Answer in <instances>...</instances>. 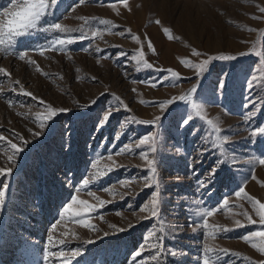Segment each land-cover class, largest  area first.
I'll return each mask as SVG.
<instances>
[{"label": "rangeland", "instance_id": "374dc122", "mask_svg": "<svg viewBox=\"0 0 264 264\" xmlns=\"http://www.w3.org/2000/svg\"><path fill=\"white\" fill-rule=\"evenodd\" d=\"M15 2L23 6L27 0ZM5 7H10V0H0V13ZM262 7L264 0H127L126 5L125 0H59L37 28L11 41L5 36V44L0 45V190L5 191L0 264H45L47 233L72 197L93 206L84 212L93 227H84L77 215L83 205H74L64 214L53 235L65 243L55 245L53 251L70 256L81 248V255L66 264H132L136 252H140L136 264H203L205 244L213 250L210 264H264V239H242L264 231L259 215L264 211L260 208L264 164L259 162L264 157V137L252 135L264 127ZM7 19L0 15L5 31ZM105 20L107 24L102 23ZM53 23L67 31L51 30ZM57 39L73 43L61 50L52 44ZM22 52L27 53L23 61ZM218 55H234L237 60L214 61L206 67V79L198 77V68L184 63L199 65ZM220 67L226 72L236 70L227 92L214 95ZM172 72L180 79H174ZM197 83L203 91L192 93L190 101L176 99L167 106L174 115L177 111L193 115L188 127L196 135L183 129L177 133L172 117L158 102L188 95ZM192 103L201 104L203 118L195 116ZM45 105L64 111L49 119ZM110 107L114 111L107 124L95 127V117ZM80 112L87 116L75 119L85 122L73 129V113ZM249 112L254 115L246 120ZM132 116L137 120L161 117L164 127L156 137V154L147 145H135L144 135L157 132V125L131 123L127 118ZM41 119L48 125L61 121L70 131L61 139L47 127L41 129ZM207 119L222 129L215 148ZM37 131L42 133L39 137L33 135ZM21 136L28 148L23 147ZM65 141L70 150H62ZM12 144L20 149L14 163ZM177 147L189 158L208 148L196 171L206 173L219 158L235 174V182L217 184L210 196H201L192 170L176 155ZM121 148L124 151L118 155ZM141 151L149 159L158 158V179L163 181L158 218L139 211L155 187H144L143 177L151 173ZM177 176L182 177L179 182ZM240 187L244 193L237 197ZM125 193L130 194L121 199ZM207 210L213 215L205 217L209 228L204 229L197 213ZM237 220L243 227L236 226ZM192 227H197L196 233ZM156 244L163 246L162 253L157 254Z\"/></svg>", "mask_w": 264, "mask_h": 264}, {"label": "snow or ice", "instance_id": "6c2138e0", "mask_svg": "<svg viewBox=\"0 0 264 264\" xmlns=\"http://www.w3.org/2000/svg\"><path fill=\"white\" fill-rule=\"evenodd\" d=\"M59 0H27V2L21 6L19 3H16L15 0H10V7H5L3 13H0V15L8 17L7 19V31H5V25L0 22V45L5 44V39L4 37L7 36L8 40L11 41L14 37H21L26 35L30 30L37 28L38 24L44 18L48 10L52 7H54ZM82 2V0H80ZM127 3V0H125V5ZM261 12H264V7L260 8ZM102 23L107 24L108 21H102ZM159 23V21H157ZM50 29H45V31H49ZM51 30H59L61 32L67 31V29L63 28L60 23H53L51 25ZM168 29H165V32H167ZM123 35V33H121ZM83 39V37H81ZM73 40L68 39V40H62V39H57L52 42L53 45H60L61 50H63V47L66 44H72ZM140 57L143 56V53L139 54ZM196 55L199 56L201 55L200 52H196ZM241 55H244V53H241ZM27 56L26 52H22L19 55V59L21 61L25 60V57ZM134 60L137 61V63H141V60L137 56L132 57ZM237 60V57L234 55H218V56H209L206 60L202 62V64L199 65H191L190 61L185 60L184 63L188 64L190 67H196L199 69L198 77L202 79H206L207 77L204 75L206 67L208 65L213 64L214 61H235ZM144 66L147 68H152V65L144 62ZM236 69L235 67L232 68L231 72H226L224 67H220L218 72H217V82H216V87L213 89V94L215 95L217 92L223 91L224 93L227 92L228 90V85L231 83V75L232 72H234ZM213 71H217L216 68H213ZM172 77L176 80H179L180 78L177 76L175 72L171 73ZM223 77L224 79H221ZM164 79L167 80L168 76L165 75ZM253 80L256 79L255 76L252 77ZM17 84H19V81H16ZM198 89L200 91H203V87L201 84L197 83L194 84L190 90V93L188 95H181L178 98H173V99H167L164 100L163 102H158L159 106L162 110L167 112L168 116L172 117V123L175 125L177 133H181V130L188 131L191 135L195 136L196 131L189 128L188 126L193 120V115L191 113H181L179 111L175 112V115L173 114L172 111L167 109V106L173 105L175 100L178 99L180 101H190L192 99L191 94L192 93H197ZM21 91H23V85H21ZM28 95H31V93H28ZM117 99H119L117 97ZM95 103V101H93ZM85 108H87V105H84ZM125 107H127L125 105ZM192 109L195 112V116L197 117H202V106L199 103H192L191 104ZM45 111L47 112L48 118L51 119L52 117L56 116L58 112L64 111V109H58L56 107H52L51 105H45ZM114 109L113 108H107L103 110V112L99 113L95 117V127H104L107 122L109 121L110 116H112ZM115 111H119V109H115ZM106 113V114H105ZM254 113L249 112L245 119L246 120H251L253 117ZM77 116L79 117H85L87 116V113L85 112H80V113H73L72 116V125L73 129L78 123H83L85 121H78L75 119ZM89 119H92V117H88ZM165 118V116H164ZM203 118V117H202ZM127 120L131 123H136V124H155L157 125L158 131L157 132H152L150 135H144L142 138L138 140L136 143L137 148H142L143 146L147 145L150 149V152L153 154H156L158 152L157 148V139L156 137L160 135V129H162L164 126L162 125L161 122V117H156L155 120H148V119H140L137 120L136 117H128ZM207 125L210 127L211 131L208 133L209 136H215V140L212 142V147L215 148L217 146V142L221 140V127L219 126L218 123L214 122L212 119H207L206 120ZM39 127L41 129L48 128L49 133L53 135H59L61 139H63L65 136L68 135L69 129L64 127V123L58 120H54L51 125H48L43 119L40 120L39 122ZM257 133H259L260 136L264 137V127H259L257 131H254L252 133L253 136H256ZM42 133L40 131H37L33 133L35 137H39ZM115 139H119V136L114 137ZM19 139L23 142V147L28 148V141H25L24 138L21 136ZM224 140H227L228 137L224 136ZM70 140V137H69ZM12 149H14L13 157H10V159L13 160V163L15 162V157L19 155L20 149L17 148L15 144L11 145ZM32 147H36V145H33ZM67 147L70 150V143L68 141H65L64 144L61 145L62 150ZM31 151V148H29V152ZM124 151L123 148L119 150L117 153L118 155ZM129 151L131 149L129 148ZM208 152V148L201 149L197 152L195 157L189 158V156H186L184 152L181 151L179 147L176 148V155L181 156L184 158L185 165L192 170V175L194 176L195 179V187L197 193H199L201 196L204 195H211L213 188L216 187L217 184H221L224 186H227L228 183H234L236 180L235 174L226 166L225 163H223L219 158L211 165L206 173H201L196 171V166L202 164V161L205 157V153ZM67 154V153H65ZM27 155V153H25ZM140 157L147 160V168L148 172L151 173V175H145L143 177L144 181V187H149L154 185V191L152 193L151 199L148 203H145L140 209V212H145L147 211L150 213L151 217L153 218H158L160 215V206H161V184L163 183L162 180L158 179V170H157V164H158V158L157 156L153 155L152 158H148V155L144 152L141 151L139 153ZM190 155V154H189ZM111 158V157H109ZM259 162L261 164H264V157H261ZM92 168H96V164L92 163ZM9 172H11V169H8ZM108 171H111L109 169ZM0 172H3L2 169H0ZM203 176V178H201ZM177 182H179L182 177L177 176L175 177ZM84 185H88L89 181L84 180L83 181ZM123 184H127L128 181H121ZM3 188L6 190L8 188V185L4 184ZM202 190V191H201ZM244 193V188L240 187L239 191H236L235 195L237 197H240L241 194ZM130 193H125L121 194L120 198L124 199L125 195H129ZM52 195V193H50ZM103 203V202H101ZM201 201L197 200L196 204H200ZM83 205V209H81L77 215L81 222L84 224V227L86 228H91L93 225H91L86 219H84V212L91 209L93 206L87 204L83 200H77L76 197H72V203L68 204L67 207L63 208V211L59 213L60 220H58L56 223L51 225V230L48 231L47 233V244L45 245L44 248V260L45 264H48L50 260H58L59 264H66L67 261L71 260L72 258L76 256L81 255V248L77 247L69 256L66 254L63 250L61 251H53V247L57 244L63 245L65 241L63 239L61 240H55L53 233L55 232V229L57 227V224H59L63 219H64V214L68 213L74 205ZM224 205L228 204V200L223 201ZM5 205V191L0 190V211L3 210ZM255 206V204L253 205ZM261 209H264V204L260 205ZM197 215L203 219V225L202 227L204 229H208V221L205 217L213 215V212L211 210L207 211H200L197 213ZM260 215V220L262 225H264V211H261L259 213ZM249 223H255V221L249 219ZM236 226L237 227H243V225L240 223L239 220L236 221ZM131 227V225H130ZM121 231H124V229H120ZM197 227H192L191 231L193 233L197 232ZM230 231V229L226 230ZM105 235H108V233H105ZM149 235H152L149 233ZM253 237H261L264 239V231H259V232H252L250 235H245L242 237L245 241H251ZM88 243H91V241H88ZM154 247L157 250V254H160L163 252V246L161 244H156ZM143 251V249H141ZM213 250L205 244L204 247V257H203V264H210V258H209V253L212 252ZM261 251H264V249H261ZM172 255H175V253H171ZM136 257H140V252H136L135 256L132 257V264H136ZM152 260H156L157 256L153 255L151 257ZM142 260V257H141ZM212 264H216L215 261L212 262Z\"/></svg>", "mask_w": 264, "mask_h": 264}]
</instances>
